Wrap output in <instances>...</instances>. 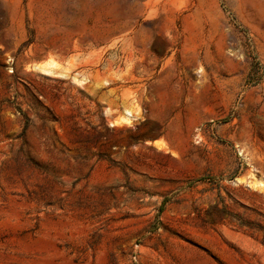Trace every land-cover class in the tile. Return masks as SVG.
<instances>
[{
	"label": "rangeland",
	"instance_id": "374dc122",
	"mask_svg": "<svg viewBox=\"0 0 264 264\" xmlns=\"http://www.w3.org/2000/svg\"><path fill=\"white\" fill-rule=\"evenodd\" d=\"M0 264H264V0H0Z\"/></svg>",
	"mask_w": 264,
	"mask_h": 264
},
{
	"label": "trees",
	"instance_id": "16d2710c",
	"mask_svg": "<svg viewBox=\"0 0 264 264\" xmlns=\"http://www.w3.org/2000/svg\"><path fill=\"white\" fill-rule=\"evenodd\" d=\"M32 42H33V40L29 41L27 44L32 43Z\"/></svg>",
	"mask_w": 264,
	"mask_h": 264
}]
</instances>
